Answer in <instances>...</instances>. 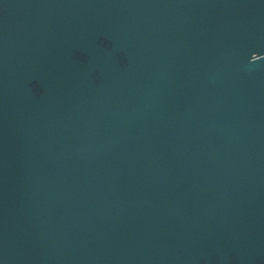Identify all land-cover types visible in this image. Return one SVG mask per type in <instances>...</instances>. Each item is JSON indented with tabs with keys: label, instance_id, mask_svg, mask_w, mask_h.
Returning <instances> with one entry per match:
<instances>
[{
	"label": "water",
	"instance_id": "1",
	"mask_svg": "<svg viewBox=\"0 0 264 264\" xmlns=\"http://www.w3.org/2000/svg\"><path fill=\"white\" fill-rule=\"evenodd\" d=\"M0 264H264V0H0Z\"/></svg>",
	"mask_w": 264,
	"mask_h": 264
}]
</instances>
